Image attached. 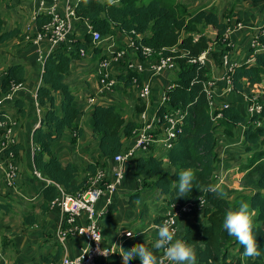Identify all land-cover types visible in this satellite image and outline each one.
I'll list each match as a JSON object with an SVG mask.
<instances>
[{"label": "trees", "instance_id": "obj_1", "mask_svg": "<svg viewBox=\"0 0 264 264\" xmlns=\"http://www.w3.org/2000/svg\"><path fill=\"white\" fill-rule=\"evenodd\" d=\"M2 1L4 0H0V3ZM246 1L264 4V0ZM75 4V17L80 22H87L91 26V32H85L81 40L75 39L71 34L70 39L75 40L70 43L73 50H68L65 42L45 57L40 73V86L36 90L37 103L44 109V113L31 136L35 147L33 164L35 170L52 183L41 184L36 192L42 200V212L48 211L49 203L58 196L57 187L69 194L85 190L88 176L93 175L97 168L107 167L106 163L121 152L123 139H126L136 126L134 122L125 120L118 106H94L91 131L97 138L98 157L84 167L83 176L79 175L75 164L62 162L52 149L53 143L66 131L74 133L71 144L82 135L78 119L83 115V111L75 105L76 95L65 82L72 63L79 60V50L98 52L102 48L103 44H92V32L99 33L104 40L116 29L132 39L139 56L141 48L147 47L155 57L162 56L173 60L178 70L177 76L172 82L173 86L165 91L167 105H160L156 116L163 121V117L169 116L175 109H180L184 114L180 132L166 152L171 172L165 171L162 160L153 155L139 153L129 160H133V175L142 181L139 190L129 195V205L134 207L140 199V190L149 188L156 189L170 205H191L190 211L184 214L191 219V224L183 234L182 240L194 247L197 264H230L227 251L239 242L227 234L222 223L226 211L237 210L240 204H231L223 192L213 193L209 190L210 186L216 187L217 179L214 170L217 163L215 131L222 127L229 136L232 135L234 126L245 123L243 143L245 151L250 153V158L240 168L243 173L241 187L250 190L246 199L249 213H254L252 232L261 251V255L253 257L254 260L250 264H264V94L261 95L263 105L260 117L246 120L243 114L231 105L222 109L218 107L213 114L220 112L222 116L214 122L206 92L209 71L205 65L197 62L199 55L215 42L217 47H221L219 58L224 49H230L224 45L230 43L224 36L226 24L213 12L202 10L190 14L177 0H79ZM49 22L50 16L38 15L35 19L38 32ZM208 26L217 31L214 41L203 34V30ZM15 34L16 31L5 32L0 19V43L11 39ZM258 37L259 42L264 44V37ZM220 39H223L222 43L219 42ZM249 53L253 57L252 61L235 66L229 76L232 89L246 97L250 96L251 91L257 88L264 78V50L252 47ZM26 67L25 64H13L4 71L0 79V98L9 91L12 84L25 82ZM122 75L121 79L125 84L131 82V76L138 79L135 71H122ZM57 98H60L59 102ZM11 103L15 115L24 119L27 110L23 98L16 97ZM3 114L5 112H0V120L4 118ZM255 119L260 121L259 126L255 125ZM21 149L22 145L14 144L9 151L17 156ZM188 168L192 169L195 176L194 188L187 196L177 197V174L180 170ZM200 200H204L203 206L199 205ZM10 206L8 202H0V214L6 213ZM113 210L114 201L106 216ZM23 221L26 225L34 224L33 215H26ZM160 221V218H156L154 223L159 224ZM145 246L161 258L154 244ZM60 249L58 246V257ZM242 252L243 246L239 244L238 253L242 255Z\"/></svg>", "mask_w": 264, "mask_h": 264}, {"label": "crops", "instance_id": "obj_2", "mask_svg": "<svg viewBox=\"0 0 264 264\" xmlns=\"http://www.w3.org/2000/svg\"><path fill=\"white\" fill-rule=\"evenodd\" d=\"M77 1L79 0H72L74 3ZM177 2L184 5L190 14L202 10L213 12L221 22L226 24V28L230 30L228 38L232 44L228 59L231 66L235 67L252 61L253 57L249 51L258 37L259 29L264 25L263 3L252 4L246 0H177ZM57 13L60 16L64 15V0H61ZM38 14L36 0H4L0 3V19L3 30L5 32L16 31L11 39L0 43V79L9 66L13 64L27 65L26 80L23 83L25 90L18 92L16 96L25 101L26 117L19 119L9 101H3L0 107V111L5 112L15 123L12 131L15 145L23 146V149L15 156L18 171L14 187L6 185L0 174V202L11 204L6 213L0 214V264H45L58 261L65 254L74 257L78 253L79 247L84 245L82 239L74 237L66 239L65 249L58 244L54 232L60 215L56 210L51 209L42 212L40 207L42 200L36 194L40 185L44 184L33 175L35 147L32 144L31 136L44 113V109L39 107L35 96L36 90L40 86V73L43 67L37 61L36 51L39 49L45 55L49 49V42L46 39L41 40L37 46L33 44V39L38 33L35 26ZM87 24V22L79 20L72 22L71 34L75 39L83 38ZM237 24L240 26H236ZM203 34L211 41L216 37V31L211 26L205 27ZM110 42H113L117 48L127 47L128 39L120 31L112 30L101 43L103 46L98 52L89 50L84 58H79L72 63L65 78L66 84L76 95L75 105L83 111V115L78 119V127L82 129V135L76 139L74 144H71L70 140L74 133L66 131L53 143L52 149L62 162L75 164L79 169L80 176L85 175L84 167L94 162L98 157L97 138L91 131L93 107L96 105L118 106L125 120L135 123L136 126L130 135L123 139L121 152H124L136 140L137 129L142 122L140 114L145 112L148 120L155 116L157 108L163 105L162 98L165 91L171 87L177 76V68L152 75L150 66L154 62V58L139 57L131 49L128 62L143 66L142 71L137 73L138 84L131 82L125 84V81L121 79L124 70L122 65L125 62L123 64L110 62L108 67L99 74L97 64L104 58L102 50ZM66 44L68 50H73L70 42H66ZM212 47L205 63L209 71L207 83L212 107L235 106L247 120L249 116L245 108L246 96L233 89L228 91V84L225 81L226 67L222 66L219 58L221 47ZM142 84H148L151 89L148 99L144 101H140L138 98V89ZM259 89L263 94L264 78ZM59 100L60 98H57V102ZM57 108L59 109V104H57ZM155 130L159 139L165 137L160 127L155 126ZM244 130L245 123H241L233 127L232 135L229 136L222 127L215 131L216 187L219 192H223L231 204H240L242 201L247 203L246 198L250 194V190L241 187L243 173L240 172V168L250 158V153L245 151L243 143ZM147 155H153L162 160V167L165 171H172L167 164L166 151L163 150L161 143H157L151 153ZM128 162L122 165L125 178L120 190L113 197L114 210L99 222L104 245H115L119 250L121 247L130 250L131 246L137 243L155 244L158 238L156 225L159 224L154 223V220L156 218L163 220L170 216L175 219V238L182 239L191 224V219L185 217L184 214L175 215L176 207L168 204L156 189H141L137 204L134 207L129 205V195L133 191L139 190L142 181L133 175V160ZM106 164L108 171H113L116 168V164L112 160ZM29 214H32L34 218L32 225H26L23 221V218ZM253 214V212L250 214L251 218ZM127 231H131L134 237L127 240L122 239L121 236ZM58 246L61 248L59 257L57 255ZM238 248L239 244L228 249V262L230 264H250L254 258L240 255ZM158 252L168 261L161 249H158ZM120 254L112 258L109 264H122ZM138 263L137 258L130 261V264ZM168 263L170 264L169 261Z\"/></svg>", "mask_w": 264, "mask_h": 264}, {"label": "built area", "instance_id": "obj_3", "mask_svg": "<svg viewBox=\"0 0 264 264\" xmlns=\"http://www.w3.org/2000/svg\"><path fill=\"white\" fill-rule=\"evenodd\" d=\"M36 3L39 11L38 15L45 14L50 16V22L44 25L41 31H39L33 39V44L35 46H37L43 39H46L47 42H49V49L45 55H43L39 49L36 51L38 54L37 61L43 65L45 57L59 44L65 42L73 43L75 41L74 39L71 40L70 36L72 33V22L77 20L74 14V7L76 4L72 2V0H64V15L60 16L57 12L61 0H36ZM236 26H240V24H237ZM86 28V32H91V26L89 24H87ZM229 32L230 30L226 28L224 36L227 39H229ZM259 35L264 37V25L259 29L258 36ZM258 38L259 37L255 40L253 48H256V50H264V44H261ZM127 39V47L117 48L113 42L108 43V45L106 44L105 56L97 64L99 74L108 67L110 62H120L121 64L125 62L122 65L124 68L123 71H135L136 74L142 71L143 66L141 64L134 65L128 62L129 50H134L138 55V49L130 37H127ZM214 40H216V38ZM102 42L103 39L100 37L99 33L92 32V44L98 46ZM219 42L222 43L223 39H220ZM230 43L227 42L224 44L225 47L231 49L232 44ZM215 44L216 42L213 43L211 47L216 46ZM211 47L199 55L197 62L205 65L207 55L211 52ZM230 49H224L220 55L222 66L226 67L225 81L228 84V91L232 90L229 76L234 68L228 62ZM79 56L80 58H84L86 56V51L82 49L79 50ZM139 57L154 58V62L150 66L152 75L161 74L167 70H176V65L171 58H165L162 56L155 57L154 53L147 47L141 48V56ZM131 83L138 84V79L131 76ZM172 86L173 84L171 87ZM206 86L212 120L216 122L222 115L220 112L213 114L218 107H212V103L209 99L210 91L208 83H206ZM259 86L251 91L249 97H246L245 108L249 118H258L262 113V92L260 91ZM23 90H25L23 83L12 84L9 91L0 98V107L3 104V101L12 102L16 98L18 92ZM150 92L151 89L148 84L140 85L138 89L139 100L144 101L148 99ZM167 102L168 99L164 93L162 98L163 106L164 104H167ZM226 107H228V105H222L219 109ZM3 116L4 118L0 120V174L6 185L14 187L18 168L16 165L15 154L12 151H9V148L15 144L12 132L15 123L7 114H3ZM140 118L142 122L141 126L137 129V136L134 144L124 152L113 156L112 161L116 164V168L113 171L108 172L105 169L97 168L93 175L88 176V179L85 182V190L75 194H69L56 186L59 191L58 196L49 203V209L56 210L60 215V219L54 232L55 239L64 249L65 241L70 237L82 239L84 245L79 247L78 253L74 257H69L65 254L60 260L51 261L45 264H109V261L112 258L120 254V250L117 246L104 245L99 222L107 214L109 206L113 203V196L122 185L125 174L122 165L133 159L139 153H151L157 143H161L163 150L167 152L171 148L172 143L176 140L177 134L180 132V126L183 122L184 114L180 109H175L172 110L169 116L165 115L163 121L156 116V113L154 117L148 120L146 113L142 112ZM255 125L259 126L260 121L255 119ZM155 126L160 127L161 131L165 134L163 139L158 138L155 133ZM33 175L41 180L44 185L52 184L37 170H34ZM100 200H102L101 206L99 210H96L97 204ZM203 204L204 200H200L199 205L203 206ZM199 205L194 206L199 207ZM190 207L191 205L176 207L175 215L185 214L190 211ZM172 218L173 217L171 216L167 217L161 220L159 224H162L166 219ZM128 232L131 231L124 232L121 238L127 240L134 237L133 234L130 238L127 235ZM161 250L164 253V250ZM160 261L161 264H169L163 256H161Z\"/></svg>", "mask_w": 264, "mask_h": 264}, {"label": "clouds", "instance_id": "obj_4", "mask_svg": "<svg viewBox=\"0 0 264 264\" xmlns=\"http://www.w3.org/2000/svg\"><path fill=\"white\" fill-rule=\"evenodd\" d=\"M177 177V197H185L194 188V173L190 168L182 169L177 174ZM209 190L213 193L219 191L218 187L215 186H210ZM174 224L175 219L172 218L156 225L158 238L154 248L163 249L164 255L170 264H197L194 247L182 239L175 238L176 229L173 227ZM222 227L229 236L235 237L239 244L243 246V256L259 257L261 255L259 246L253 236L252 218L247 203L242 201L237 210H227ZM127 235L131 238L133 233L128 232ZM120 250L122 264H130V261L135 258H138L139 264H161L160 259L144 243H137L131 246L130 250H125L122 247Z\"/></svg>", "mask_w": 264, "mask_h": 264}, {"label": "rangeland", "instance_id": "obj_5", "mask_svg": "<svg viewBox=\"0 0 264 264\" xmlns=\"http://www.w3.org/2000/svg\"><path fill=\"white\" fill-rule=\"evenodd\" d=\"M143 2H147L148 0H142ZM214 29V28H213ZM215 30V29H214ZM205 31V29L203 30V32ZM217 36V35H216ZM216 38V37H215ZM105 50H106V48L104 49L103 48V50H102V53L105 55ZM36 54V53H35ZM39 64V63H38ZM264 94V93H263ZM106 171H108V167H106V169H105ZM120 190V188L118 189V191ZM117 191V192H118ZM101 202H102V200H100L99 202H98V204H97V207H96V210H99V208H100V206H101ZM106 217V216H105ZM190 219V218H189ZM129 228H131V229H133L132 227H129Z\"/></svg>", "mask_w": 264, "mask_h": 264}]
</instances>
